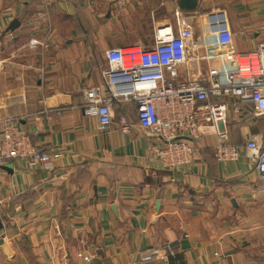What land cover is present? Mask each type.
I'll return each mask as SVG.
<instances>
[{
	"label": "crops",
	"instance_id": "obj_1",
	"mask_svg": "<svg viewBox=\"0 0 264 264\" xmlns=\"http://www.w3.org/2000/svg\"><path fill=\"white\" fill-rule=\"evenodd\" d=\"M214 10H224L231 51L264 43V0H196L195 10L178 0H0V135L17 118L54 167L0 163V264H133L136 251L176 241L167 264H264V192L243 147L264 144V115L229 113L236 159L216 160L205 136L192 163L168 170L148 158L153 137L133 103H115L106 130L81 107L84 91L103 83L107 49L151 45L155 27L176 31L181 11L195 53L209 51L215 37L198 14ZM200 59L179 77L223 69L215 50ZM225 59L232 67V53Z\"/></svg>",
	"mask_w": 264,
	"mask_h": 264
},
{
	"label": "built area",
	"instance_id": "obj_2",
	"mask_svg": "<svg viewBox=\"0 0 264 264\" xmlns=\"http://www.w3.org/2000/svg\"><path fill=\"white\" fill-rule=\"evenodd\" d=\"M198 18L204 30L215 37L212 49L205 48L202 55L192 53L190 29L182 12L176 11V31L170 25L155 27L151 45L107 49L101 70L103 83L87 88L83 95V113L95 117L101 130L112 123L115 103H133L139 125L153 137L148 158L168 170L192 163L194 142L205 136L213 137L216 160L236 159L242 146L229 139V113L239 118L250 107L254 115H264V43L247 52L231 51L232 34L224 10L201 12ZM47 38L38 41L41 51L48 46ZM212 50L221 57L222 71L199 79L179 77L182 65L190 59H207ZM228 53H232V67L225 65ZM60 111L44 110L49 116ZM126 121L121 116L123 129L128 128ZM243 147L258 172V191L264 192V144L248 138ZM7 161H22L28 168H54L51 156L32 142L17 118L2 123L0 163ZM177 245L178 241L136 251L133 264H167Z\"/></svg>",
	"mask_w": 264,
	"mask_h": 264
},
{
	"label": "water",
	"instance_id": "obj_3",
	"mask_svg": "<svg viewBox=\"0 0 264 264\" xmlns=\"http://www.w3.org/2000/svg\"><path fill=\"white\" fill-rule=\"evenodd\" d=\"M179 8L182 10H195L196 0H178ZM1 227V222H0Z\"/></svg>",
	"mask_w": 264,
	"mask_h": 264
},
{
	"label": "rangeland",
	"instance_id": "obj_4",
	"mask_svg": "<svg viewBox=\"0 0 264 264\" xmlns=\"http://www.w3.org/2000/svg\"><path fill=\"white\" fill-rule=\"evenodd\" d=\"M192 33V32H191ZM189 45H190V48H191V51L193 53V51H195V46L193 45L192 43V40L190 39L189 40ZM204 53V48L199 50L198 54L202 55ZM194 54V53H193ZM202 59H205V58H201L200 61H202Z\"/></svg>",
	"mask_w": 264,
	"mask_h": 264
}]
</instances>
